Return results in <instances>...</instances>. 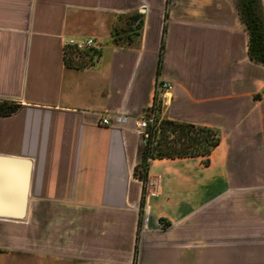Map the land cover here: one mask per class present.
I'll return each instance as SVG.
<instances>
[{
  "label": "crops",
  "instance_id": "obj_1",
  "mask_svg": "<svg viewBox=\"0 0 264 264\" xmlns=\"http://www.w3.org/2000/svg\"><path fill=\"white\" fill-rule=\"evenodd\" d=\"M66 38L98 57L67 68ZM248 50L236 0H0L1 202L20 204L10 162L30 161L0 264H264V66ZM156 105L219 144L151 160L144 195L134 121Z\"/></svg>",
  "mask_w": 264,
  "mask_h": 264
},
{
  "label": "trees",
  "instance_id": "obj_2",
  "mask_svg": "<svg viewBox=\"0 0 264 264\" xmlns=\"http://www.w3.org/2000/svg\"><path fill=\"white\" fill-rule=\"evenodd\" d=\"M236 2L240 21L249 37V57L264 66V15L261 0H236ZM117 32V29L112 30L114 39L117 38ZM83 60L84 56L75 51L65 52L64 61L67 68L81 70ZM159 71L160 67L158 73ZM13 109L14 107H7L6 113L12 112ZM151 111L158 114V106L156 105ZM146 135L140 153V162L134 169V176L143 183L144 195L151 160L208 156L219 144L217 132L211 129L168 120L150 125Z\"/></svg>",
  "mask_w": 264,
  "mask_h": 264
},
{
  "label": "built area",
  "instance_id": "obj_3",
  "mask_svg": "<svg viewBox=\"0 0 264 264\" xmlns=\"http://www.w3.org/2000/svg\"><path fill=\"white\" fill-rule=\"evenodd\" d=\"M64 48L71 49L76 53L86 52L92 49H97V44L92 38H66L64 39ZM157 88L162 91V97L165 99V94L172 90V86L163 83L158 79ZM260 94L264 96V87L261 89ZM152 110V109H151ZM160 122L157 114L150 111L147 115L135 119L134 126L138 133L145 134L150 125ZM101 124L104 126L111 125L109 119L104 118L101 120Z\"/></svg>",
  "mask_w": 264,
  "mask_h": 264
},
{
  "label": "water",
  "instance_id": "obj_4",
  "mask_svg": "<svg viewBox=\"0 0 264 264\" xmlns=\"http://www.w3.org/2000/svg\"><path fill=\"white\" fill-rule=\"evenodd\" d=\"M4 162L5 160H2L0 158V163H4ZM10 163L20 164L22 168H24L23 180H22L23 191L20 197V204L14 205V204L4 203L0 201V218L22 220L25 217L26 207H27L25 198L27 195V184L29 182L30 161L17 160V161H12ZM9 170L12 171L13 169L10 168ZM6 192L8 191L5 190V187L1 186L0 187V200L1 198L5 199L3 195Z\"/></svg>",
  "mask_w": 264,
  "mask_h": 264
},
{
  "label": "rangeland",
  "instance_id": "obj_5",
  "mask_svg": "<svg viewBox=\"0 0 264 264\" xmlns=\"http://www.w3.org/2000/svg\"><path fill=\"white\" fill-rule=\"evenodd\" d=\"M97 44V43H96ZM71 50V49H70ZM73 51V50H72ZM81 55L84 56V60H83V63H87L89 64V62L93 63V61L98 57L99 55V50L97 49H92V50H89V51H86V52H82V53H79ZM89 61V62H88ZM78 71V70H77ZM140 243L141 241V236H140V240H138Z\"/></svg>",
  "mask_w": 264,
  "mask_h": 264
}]
</instances>
